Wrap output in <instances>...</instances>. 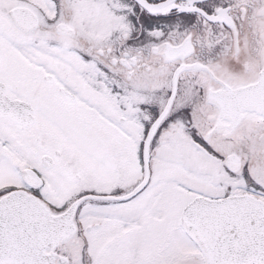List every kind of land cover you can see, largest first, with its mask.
Masks as SVG:
<instances>
[{
	"label": "snow or ice",
	"instance_id": "1",
	"mask_svg": "<svg viewBox=\"0 0 264 264\" xmlns=\"http://www.w3.org/2000/svg\"><path fill=\"white\" fill-rule=\"evenodd\" d=\"M0 264H264V0H0Z\"/></svg>",
	"mask_w": 264,
	"mask_h": 264
}]
</instances>
